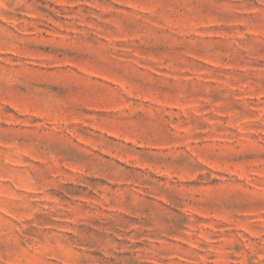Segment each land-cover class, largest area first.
<instances>
[{
    "label": "rangeland",
    "instance_id": "1",
    "mask_svg": "<svg viewBox=\"0 0 264 264\" xmlns=\"http://www.w3.org/2000/svg\"><path fill=\"white\" fill-rule=\"evenodd\" d=\"M0 264H264V0H0Z\"/></svg>",
    "mask_w": 264,
    "mask_h": 264
}]
</instances>
